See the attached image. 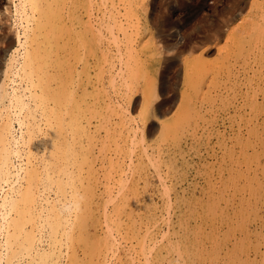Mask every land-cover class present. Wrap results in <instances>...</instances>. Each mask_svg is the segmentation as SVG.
Returning a JSON list of instances; mask_svg holds the SVG:
<instances>
[{"label":"bare ground","instance_id":"1","mask_svg":"<svg viewBox=\"0 0 264 264\" xmlns=\"http://www.w3.org/2000/svg\"><path fill=\"white\" fill-rule=\"evenodd\" d=\"M172 1L16 0L0 264H264V0L215 59Z\"/></svg>","mask_w":264,"mask_h":264},{"label":"rangeland","instance_id":"2","mask_svg":"<svg viewBox=\"0 0 264 264\" xmlns=\"http://www.w3.org/2000/svg\"><path fill=\"white\" fill-rule=\"evenodd\" d=\"M253 1L254 0H173L165 4L164 7L160 6V9L163 8L164 12L157 9V11H155L156 14H154L155 16L157 15L156 17H164L165 14V16L169 15L168 17L177 22L183 29L185 28V30L192 33L196 32L194 35L200 41L208 39L207 44L211 46L210 52H212V54L210 53V58L215 59L218 57L220 50L228 53H230L229 50L231 49L232 51L235 50V42H233L235 41L234 36H238V34L242 33L244 29L250 26L246 24V20L250 14ZM15 2L16 0H0V49L4 47L10 39L14 38L16 42V30L20 28V22L18 13L14 12V9L16 11ZM14 14L16 16H14ZM14 21L15 24L13 23ZM154 28L157 31V27L155 26ZM1 40L5 41V43ZM232 53L235 52L233 51ZM1 63L4 64L3 61ZM4 67L5 65H2V68ZM241 103L243 104L244 102L240 101L239 104ZM232 112H234V110ZM217 113L218 111L216 110L215 114ZM45 229L42 231L44 232ZM38 243L39 241L37 245ZM12 260L16 261L17 259L13 257Z\"/></svg>","mask_w":264,"mask_h":264}]
</instances>
